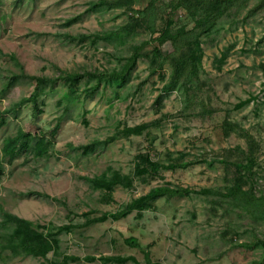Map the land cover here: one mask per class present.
<instances>
[{"label": "rangeland", "instance_id": "1", "mask_svg": "<svg viewBox=\"0 0 264 264\" xmlns=\"http://www.w3.org/2000/svg\"><path fill=\"white\" fill-rule=\"evenodd\" d=\"M209 1L0 0V264H264V0L200 25ZM169 21L197 59L186 38L144 44L123 79L69 96L66 72L120 70ZM138 152L193 163L96 182L130 175ZM159 185L208 191L108 216ZM16 231L49 250L25 254Z\"/></svg>", "mask_w": 264, "mask_h": 264}, {"label": "trees", "instance_id": "2", "mask_svg": "<svg viewBox=\"0 0 264 264\" xmlns=\"http://www.w3.org/2000/svg\"><path fill=\"white\" fill-rule=\"evenodd\" d=\"M138 0H130V3H136ZM231 4V0H210L207 3V8L205 11V14L203 18L197 19V21L201 24H204L208 22L211 19H216L217 17H220L224 14L226 9H228V6ZM197 5V4H196ZM221 7V9H220ZM170 20V19H169ZM171 21L167 23V26L161 31L160 35L151 37L148 40L143 41L140 45L135 46V52L132 53V55L128 58L126 63L122 66L120 70H86L83 72H66L63 75V79L66 80L67 82L71 83L69 89H68V94L70 97H75L77 93V88L74 87L72 84L75 82L80 81L83 77H94L96 80H102V79H113V80H121L123 79L126 74L128 73L130 67L133 65V63L136 60V57L138 56V52L142 48V46L145 44H151L153 46L154 50H157L160 44H163L167 41L171 42H176V40L180 38H186V41L183 45V48L188 46V52H189V57L192 61L198 58L196 51L198 50V44L197 43H189L188 41V36L187 32L183 29L177 30L176 32H172L171 29L169 28V24ZM181 60V55L180 57L176 60V62H179ZM194 72V70H193ZM39 81L43 80H51L55 81L56 78H47L44 77L42 79L38 78ZM230 122V121H228ZM226 123V128H229L230 123ZM58 124L54 126V128L51 131L52 137L56 136L58 132ZM148 127L144 124H138L135 126H126L124 127L121 131L120 134L124 137L129 136V135H140L142 132L147 130ZM227 130V129H225ZM42 150V147L39 149V151ZM40 154H43L41 151ZM192 161H182L180 163H167V164H162L158 162L157 160L152 159L149 153L147 152H138L134 156V164H133V170L130 175H121L117 174L115 177L112 176L109 180L100 178V180L96 181L98 183H101L105 186H110L114 183H122L125 186H130L132 184V179L134 177H138L140 179V182L142 183H147L148 180L153 179V176L157 175L162 169H175V168H185L192 164ZM238 167L244 166L243 164L236 163ZM245 167V166H244ZM115 178V179H114ZM97 183V185H99ZM207 189L203 188H197V187H192V186H169V185H159L152 187L146 194L141 195L137 198H134L131 200L129 204H127L124 209L120 210L117 213H109L108 216L111 218H119L123 216L124 214L133 211V210H143L150 201L155 199L156 197L159 196H167V197H176V196H189L192 193L200 194V193H205L207 192ZM20 226H24V223L19 221ZM17 235L21 238L20 242L16 245L17 248L21 247L25 251V254H36L39 256H43L46 254V252L49 250L50 245L46 244V248L38 251L36 248V239L32 238L30 235L23 234L21 231H16ZM35 237V236H33ZM128 243L131 245H136V240L134 239H128ZM256 244H261L264 246V240H257ZM145 264H157L154 263L149 256V253L146 252L145 255Z\"/></svg>", "mask_w": 264, "mask_h": 264}]
</instances>
